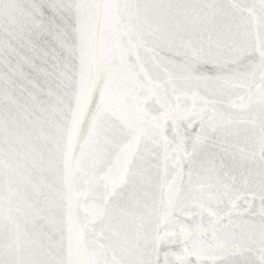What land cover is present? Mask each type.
<instances>
[{
	"label": "water",
	"instance_id": "water-1",
	"mask_svg": "<svg viewBox=\"0 0 264 264\" xmlns=\"http://www.w3.org/2000/svg\"><path fill=\"white\" fill-rule=\"evenodd\" d=\"M0 264H264V0H0Z\"/></svg>",
	"mask_w": 264,
	"mask_h": 264
}]
</instances>
